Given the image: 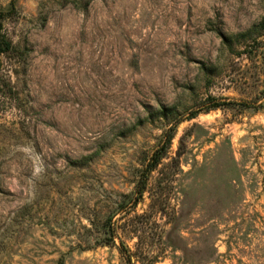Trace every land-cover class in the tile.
Listing matches in <instances>:
<instances>
[{"label": "rangeland", "instance_id": "rangeland-1", "mask_svg": "<svg viewBox=\"0 0 264 264\" xmlns=\"http://www.w3.org/2000/svg\"><path fill=\"white\" fill-rule=\"evenodd\" d=\"M0 13V264H264V0Z\"/></svg>", "mask_w": 264, "mask_h": 264}, {"label": "trees", "instance_id": "trees-1", "mask_svg": "<svg viewBox=\"0 0 264 264\" xmlns=\"http://www.w3.org/2000/svg\"><path fill=\"white\" fill-rule=\"evenodd\" d=\"M14 10H12L13 12ZM11 13V12H9ZM8 14L0 13V57L3 55L8 54L12 49V43L8 37V33L6 32L4 25H3V19L4 17H7ZM195 118V116H191L190 119ZM179 122H175L173 126H170L169 129L165 132V145L160 150H157L153 157L151 158V161L147 165L146 169L144 170L142 174V181L139 182L138 188L136 189V199L134 201L135 205L140 202V200L143 197V194L145 192V188L149 179L150 174L157 169L159 164L161 163L162 159L167 154V150L170 148L171 141L174 137V133L176 131V127ZM121 254L124 257L126 264H135L133 262L134 254L125 246L122 247Z\"/></svg>", "mask_w": 264, "mask_h": 264}]
</instances>
